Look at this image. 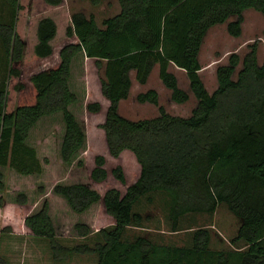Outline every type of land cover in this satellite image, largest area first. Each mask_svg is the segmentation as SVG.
Wrapping results in <instances>:
<instances>
[{
    "label": "trees",
    "instance_id": "1",
    "mask_svg": "<svg viewBox=\"0 0 264 264\" xmlns=\"http://www.w3.org/2000/svg\"><path fill=\"white\" fill-rule=\"evenodd\" d=\"M28 1L0 0V169L7 166L22 176L43 173L50 161L41 160L28 139L43 119L61 123L59 157L73 163L86 136L75 111L84 93L75 89L71 74L86 60L108 101L99 124L107 152L118 158L131 151L139 171L126 185L122 167L115 166L111 172L125 184L124 191L108 187L101 193L94 184L104 181L108 170L105 155L96 154L87 180L52 185L49 193L73 214L85 215L101 204L110 216L113 226L97 230L93 246L69 248L58 242L47 198L25 216L27 231L46 238L59 261L75 252L97 254L96 264H264V59L258 62L257 42L242 58L232 52L216 67L217 87L211 93L199 75V52L209 28L226 23L230 35L240 36L244 10L264 15V0H118L119 12L101 26L81 11L69 15L65 0H41L44 9L35 6L29 20L20 14L28 11ZM155 65L177 103L188 101L189 94L169 67L186 72L197 100L189 116L169 113L153 88L139 92L136 100L157 106L158 115L134 120L120 114L119 102L130 93V72L144 84ZM83 107L95 114L102 105L87 99ZM77 159L76 168L83 169L84 160ZM2 176L0 171L1 191ZM157 191L170 197L171 232L178 231L181 216L213 213L224 203L239 220L230 242L243 241L245 248H211L207 227L192 229L189 247L160 243L144 233L122 240L129 226L142 227L150 218L133 211V205ZM26 200L18 193L15 202L25 205ZM72 228L81 238L93 232L85 221Z\"/></svg>",
    "mask_w": 264,
    "mask_h": 264
},
{
    "label": "rangeland",
    "instance_id": "2",
    "mask_svg": "<svg viewBox=\"0 0 264 264\" xmlns=\"http://www.w3.org/2000/svg\"><path fill=\"white\" fill-rule=\"evenodd\" d=\"M28 11L23 10L20 14L30 20V13L35 6L42 10L41 0H29ZM31 6V7H30ZM66 12L71 15L81 11L86 16H94L101 26L104 18L115 15L119 12L118 0H65ZM231 17L229 20H233ZM241 35L234 37L227 32L226 23L212 26L204 36L199 52V61L202 68L199 75L203 83L211 93L217 87L216 67L227 62L230 53H237L240 58L248 51L249 45L257 42V58L261 63L264 59V15L252 8L243 12V22L241 24ZM1 52V51H0ZM241 63L237 66V70ZM172 71L181 88L188 91L190 99L184 103H177L171 100L169 90L162 85L158 77V70H153L149 75L146 86H140L134 80L133 88L129 96L122 100L119 105V112L130 119L150 118L158 115L157 106L151 103H141L136 100L137 91L146 88H156L160 96V104L174 115L189 116L191 110L196 105V98L189 90V81L186 72L182 69L170 65ZM4 75L3 65L0 63V81ZM71 83L75 89L84 93V102L95 100L101 103L102 108L99 113H86L83 104L75 111L85 130V144L82 150L73 158V163H62L59 157V141L62 133L61 123L53 119H43V123L33 129L29 135V142L32 143L38 156L49 159V164L44 166L40 175L22 176L9 167L0 169L4 190H0V264H96L97 254L95 253H69L63 261L53 258L48 240L43 237L33 236L24 227L23 221L26 215L38 208V205L45 198L48 199L50 215L57 229V240L62 246L73 247L77 244H90L93 246L99 238L96 231L100 228H111L113 226L110 216H108L101 204L89 210L85 215L77 216L73 214L61 199L49 193L51 187L56 182H67L75 180H87L89 169L93 165V157L96 154H103L106 157V169L108 176L102 182L95 183L96 187L103 193L108 187H117L124 191L125 184L118 181L111 170L120 165L126 180V185L131 184L137 177L139 164L134 155L129 150H124L118 158L111 157L107 152L104 133L99 127L103 122L108 101L105 100L99 90V80L95 71L86 60L81 67L73 68ZM236 72L234 73V78ZM49 124L51 126L49 127ZM45 126V127H44ZM45 128V129H43ZM82 158L85 162L83 169L76 168L75 162ZM45 164V163H44ZM93 185V184H92ZM42 189V190H41ZM18 193L26 196V204L16 203ZM151 196V199H148ZM170 197L164 191H157L146 194L133 205V211L141 212L145 219L142 229L128 228L122 236V240L132 239L136 234H146L152 240L160 243L181 245L189 247L192 244V229L207 227L211 230V248H245L243 241L231 244L230 240L236 235L239 226L238 218L232 214L224 203L218 205L213 213H187L181 216L178 231L170 234L169 219L167 217V205ZM76 221L91 223L93 232L89 237L81 238L76 235L72 226ZM169 222V223H168ZM133 227V226H132ZM152 227L163 231L155 232ZM150 228V229H146ZM135 230V231H134Z\"/></svg>",
    "mask_w": 264,
    "mask_h": 264
},
{
    "label": "crops",
    "instance_id": "3",
    "mask_svg": "<svg viewBox=\"0 0 264 264\" xmlns=\"http://www.w3.org/2000/svg\"><path fill=\"white\" fill-rule=\"evenodd\" d=\"M153 70H158V66L157 65H155L154 66V68H153ZM152 70V71H153ZM151 74V73H150ZM130 77H131V87H130V92H131V90H132V88H133V84H134V80L136 81V79H135V73H134V71H131L130 72ZM159 77V76H158ZM148 80H149V78H148ZM148 80L146 81V83H144V84H141V83H138L137 81V84L138 85H140V86H146L147 85V83H148ZM162 85H163V83H162ZM151 87H146V88H143V89H141V90H139V91H137V93L136 94H138L139 92H144V91H146V90H148V89H150ZM153 89H155L157 92H158V90L156 89V88H153ZM168 89V88H167ZM169 90V89H168ZM185 90V89H184ZM189 90H190V88H189ZM187 93H188V91L187 90H185ZM191 91V90H190ZM169 93H170V90H169ZM192 93V92H191ZM158 94H159V92H158ZM189 94V93H188ZM193 95V94H192ZM194 96V95H193ZM189 99H190V96H189ZM122 100H125V99H122ZM122 100H120V102H119V105H120V103H121V101ZM159 102H160V96H159ZM146 103H148V102H146ZM152 104V103H151ZM157 111H158V109H157ZM184 117H187V116H184ZM137 171H139V169H137ZM129 228H132V229H142V227H136V226H129ZM164 228V227H163ZM163 228H162V230H161V227L159 228V230H158V228H155V227H152V230L153 231H155V232H157L158 233V231L160 232V231H163ZM146 229H150V228H146ZM135 231V230H134ZM170 234H173V232H169ZM176 233V232H175Z\"/></svg>",
    "mask_w": 264,
    "mask_h": 264
}]
</instances>
